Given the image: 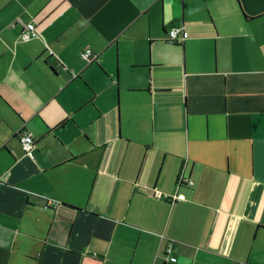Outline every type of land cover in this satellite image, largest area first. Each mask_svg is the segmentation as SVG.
<instances>
[{
    "label": "crops",
    "instance_id": "crops-1",
    "mask_svg": "<svg viewBox=\"0 0 264 264\" xmlns=\"http://www.w3.org/2000/svg\"><path fill=\"white\" fill-rule=\"evenodd\" d=\"M0 264H264V0H0Z\"/></svg>",
    "mask_w": 264,
    "mask_h": 264
},
{
    "label": "built area",
    "instance_id": "built-area-1",
    "mask_svg": "<svg viewBox=\"0 0 264 264\" xmlns=\"http://www.w3.org/2000/svg\"><path fill=\"white\" fill-rule=\"evenodd\" d=\"M186 36H187L186 32L183 31L181 28L173 27L167 31L166 41L168 43H173L178 38L182 41L186 38ZM38 37H39V33L33 22L22 24V29H21V34H20V38L22 41H28V40L35 39ZM49 52L51 53V51ZM81 57L87 61H91L95 58V56H91V52L89 50L83 51L81 53ZM18 137H19V142H20L22 150L25 153L29 154L32 149V144H33V139L31 137V134L25 130H21L18 132ZM183 184L191 186L192 181H190L189 179H186L180 174L177 177L176 185L180 186ZM164 198H166L168 201H181L183 200L184 196L182 194L177 193L173 196L166 195L164 196ZM172 247H173L172 241L168 240L164 247V254L166 255L169 261L174 262L175 258L171 256Z\"/></svg>",
    "mask_w": 264,
    "mask_h": 264
}]
</instances>
